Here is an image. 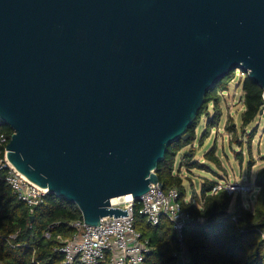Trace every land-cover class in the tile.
<instances>
[{
  "label": "water",
  "instance_id": "water-1",
  "mask_svg": "<svg viewBox=\"0 0 264 264\" xmlns=\"http://www.w3.org/2000/svg\"><path fill=\"white\" fill-rule=\"evenodd\" d=\"M237 70L264 99V0H0L8 159L90 226L162 190L168 147Z\"/></svg>",
  "mask_w": 264,
  "mask_h": 264
},
{
  "label": "trees",
  "instance_id": "trees-1",
  "mask_svg": "<svg viewBox=\"0 0 264 264\" xmlns=\"http://www.w3.org/2000/svg\"><path fill=\"white\" fill-rule=\"evenodd\" d=\"M236 72H231L208 91L205 103L188 131V140L180 139L172 143L155 171L165 191L173 187L179 190L181 205L191 215L192 220L184 229V240L195 264H264V167L259 170L255 180L259 193L253 209H245L239 198L234 210L230 209L233 196L227 192L210 195L217 181L207 178L201 186L200 196L194 195L187 202V189L180 171L175 170L178 154L195 143L196 129L202 116L208 114L210 104L215 106L219 93L227 90ZM242 90L245 106L242 129L245 130L260 115L264 99L263 89L247 73ZM219 120L220 114H217L207 123V137ZM230 128L233 131L234 127ZM0 129L9 135L13 133L4 124ZM254 134L250 135L248 141L250 149ZM216 148V145L212 147L205 158L222 168ZM190 156L188 152L183 154L186 166H189ZM239 159L243 160L241 153ZM253 164L254 161H251L249 167ZM188 168L209 169L202 163ZM135 209H139L137 202ZM79 219H82V214L77 205L53 194H48L34 213H30L29 207L18 199L3 179V173H0V264H63L65 257L59 250L62 244L58 237L68 239L73 236L74 230L70 224ZM135 227L150 241L151 251L145 264H177L173 253L179 249V244L166 217L161 219L158 226H151L136 212ZM47 233L50 234L48 238L45 237Z\"/></svg>",
  "mask_w": 264,
  "mask_h": 264
},
{
  "label": "built area",
  "instance_id": "built-area-1",
  "mask_svg": "<svg viewBox=\"0 0 264 264\" xmlns=\"http://www.w3.org/2000/svg\"><path fill=\"white\" fill-rule=\"evenodd\" d=\"M1 125L0 120V128ZM12 134L0 129V173H3V179L18 199L29 207L30 213H34L35 208L44 202L48 190L29 181L10 163L7 148ZM149 189L137 202V211L133 201L113 206L128 211V217H105L98 226L86 224L83 218L72 222L73 236L68 239L58 237L62 244L59 250L65 257L63 264H145L151 246L149 239L144 238L135 227L136 212L151 226H158L161 219L166 217L172 224L179 244V249L173 253L177 264H195L184 240V229L192 218L181 205L179 190L175 187L161 190L159 184H152ZM252 189L251 185L217 182L210 195L225 191L235 197L250 193ZM242 205L245 209L251 208ZM45 237H50V234L47 233Z\"/></svg>",
  "mask_w": 264,
  "mask_h": 264
},
{
  "label": "rangeland",
  "instance_id": "rangeland-1",
  "mask_svg": "<svg viewBox=\"0 0 264 264\" xmlns=\"http://www.w3.org/2000/svg\"><path fill=\"white\" fill-rule=\"evenodd\" d=\"M245 77V72L237 70L233 79L228 83L227 90L219 93L215 106L210 104L208 114L202 116L200 125L196 129L195 143L184 148L177 156L175 170L180 171L188 192L187 199H192L194 195L200 196L201 186L207 178L222 183L251 185L253 189L250 193H242L233 197L230 209L234 210L239 198L244 205L253 209L259 193L255 180L259 170L264 167V114L259 115L245 130L242 129V114L245 110L242 84ZM217 114H220V120L207 137L206 125ZM231 126L234 127V133ZM253 133L255 136L250 149L248 141ZM215 145L217 147L216 156L221 161L222 168L205 158L206 153ZM186 152L191 154L189 166L202 163L211 170L194 168L189 170V166L185 165L183 159V154ZM240 153L243 156L242 161L239 159ZM251 161H254V164L250 168Z\"/></svg>",
  "mask_w": 264,
  "mask_h": 264
},
{
  "label": "bare ground",
  "instance_id": "bare-ground-1",
  "mask_svg": "<svg viewBox=\"0 0 264 264\" xmlns=\"http://www.w3.org/2000/svg\"><path fill=\"white\" fill-rule=\"evenodd\" d=\"M45 190H47V189H45ZM133 199H132V197L131 196H127V197H123V198H119V199H115V200H113V204H116V203H118L119 201H127V202H130V201H132Z\"/></svg>",
  "mask_w": 264,
  "mask_h": 264
},
{
  "label": "crops",
  "instance_id": "crops-1",
  "mask_svg": "<svg viewBox=\"0 0 264 264\" xmlns=\"http://www.w3.org/2000/svg\"><path fill=\"white\" fill-rule=\"evenodd\" d=\"M192 199H187V202H190ZM196 204H198V203H196ZM198 206L200 207V205L198 204Z\"/></svg>",
  "mask_w": 264,
  "mask_h": 264
}]
</instances>
